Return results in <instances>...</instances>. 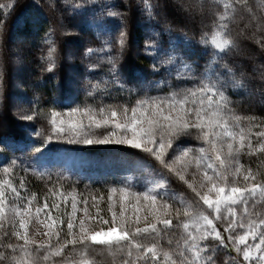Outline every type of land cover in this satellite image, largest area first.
Returning a JSON list of instances; mask_svg holds the SVG:
<instances>
[{
    "label": "snow or ice",
    "instance_id": "1",
    "mask_svg": "<svg viewBox=\"0 0 264 264\" xmlns=\"http://www.w3.org/2000/svg\"><path fill=\"white\" fill-rule=\"evenodd\" d=\"M17 7L0 0V50ZM136 10L152 79L124 62L133 5L116 0H46V10L34 0L37 31L59 13L41 37V76L67 50L58 37L92 30L100 42L60 97L45 99L37 78L26 103L6 105L0 56V108L17 121L0 134V264H264V115L243 108L245 96L264 102V0H137ZM197 21L198 35L180 26ZM116 89L130 102L106 103ZM98 144L140 151L115 182L81 190L64 146Z\"/></svg>",
    "mask_w": 264,
    "mask_h": 264
},
{
    "label": "trees",
    "instance_id": "2",
    "mask_svg": "<svg viewBox=\"0 0 264 264\" xmlns=\"http://www.w3.org/2000/svg\"><path fill=\"white\" fill-rule=\"evenodd\" d=\"M61 2V0H58ZM117 4L123 6L124 4H132L133 11L129 18V31L130 41H135L132 46L127 50L124 56V62H131L135 67L141 69L148 79H152L150 65L152 60L146 57L142 51V45L144 41L145 27L141 26L137 21L141 19L140 13L136 10L137 0H116ZM163 3L164 0H158ZM41 4L45 5L46 0H40ZM34 5V0H19V7H17L12 18L8 22V38H6L5 45L0 50V56H3L7 61V77L4 86V96L6 105L22 104L26 103V99L31 98L34 95L33 87L37 78H40L41 83L36 90L42 93L45 99L55 95L60 97L63 95L65 89L64 85L71 76L82 77L84 74V65L88 63L84 59V49L87 46H100L99 40L93 34L92 30L79 31L78 36H65L62 41L67 45V50L64 55L61 56L59 61V68L54 76L45 73L41 76L38 65L40 64L39 57L41 55L40 49L43 47L41 37L47 27L56 25L59 20V13L46 12L49 19L43 20L37 31L34 26L27 21V17L30 15V11ZM66 22L67 21L66 19ZM181 27H185V30L193 29L198 35L199 22L196 24H181ZM166 38V37H165ZM92 43H89V42ZM137 44L140 47H137ZM17 56L22 60V63L17 64L14 61ZM98 60L97 57H93V62ZM257 63H264V60H257ZM203 63V61L201 62ZM246 66L248 62L246 61ZM20 67V74L16 75V67ZM106 69V65L101 64L100 68L93 73V78L100 76ZM251 69L249 68V71ZM254 87L259 86V79L256 73H253ZM19 81V82H18ZM130 86H135L132 81H129ZM79 85H77V88ZM77 102L85 100V94L83 91L76 92ZM153 95L156 93L153 92ZM112 95L116 97L113 99H105L106 103H123L127 101L126 93L120 92L116 89ZM135 97H133L134 99ZM234 100H240V96H233ZM100 97L97 96L95 100L88 99V103H97ZM243 108L252 110L256 115H264V102L257 94L251 98L247 96L243 97ZM43 124V122H41ZM41 124H37L36 127H40ZM17 121L13 110L10 107L0 108V134L8 132L10 134L16 131ZM45 130H47L46 125ZM128 146L117 144H98V145H65L64 148L71 150V155L79 157V164L74 168L79 169L82 174L78 188L83 190V186L86 183L95 181L92 183V187L96 189H102L104 184H111L115 182L120 175L123 174L124 168L127 166V162L132 159L134 153H139L140 150L126 151ZM63 151V149H62ZM8 155V154H4ZM3 156H0L2 159ZM77 179V177H73ZM32 184L36 189L43 190L44 185L39 181L29 177ZM223 255V254H222Z\"/></svg>",
    "mask_w": 264,
    "mask_h": 264
},
{
    "label": "rangeland",
    "instance_id": "3",
    "mask_svg": "<svg viewBox=\"0 0 264 264\" xmlns=\"http://www.w3.org/2000/svg\"><path fill=\"white\" fill-rule=\"evenodd\" d=\"M260 63V62H259ZM21 69H20V67H16V71H15V73H16V75H18V74H20V71ZM19 82V81H18ZM72 156V160H71V164H72V166L74 167V166H77L78 164H79V157H76V156H73V155H71Z\"/></svg>",
    "mask_w": 264,
    "mask_h": 264
}]
</instances>
